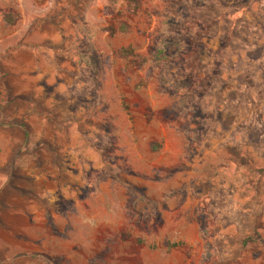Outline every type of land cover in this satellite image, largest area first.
Masks as SVG:
<instances>
[{
  "label": "rangeland",
  "instance_id": "1",
  "mask_svg": "<svg viewBox=\"0 0 264 264\" xmlns=\"http://www.w3.org/2000/svg\"><path fill=\"white\" fill-rule=\"evenodd\" d=\"M0 174V264H264V0H0Z\"/></svg>",
  "mask_w": 264,
  "mask_h": 264
},
{
  "label": "crops",
  "instance_id": "2",
  "mask_svg": "<svg viewBox=\"0 0 264 264\" xmlns=\"http://www.w3.org/2000/svg\"><path fill=\"white\" fill-rule=\"evenodd\" d=\"M0 176H1V174H0ZM3 194H5V192H3L2 195ZM8 206H10V204L8 202H2V203H0V215H3V214H13V213H16V214L19 213L20 215H23V214L26 213L25 209H17V208H9L8 209ZM1 227H3V226H1ZM2 229L4 231H8L9 230L8 228H5V226ZM2 244H3L2 246H6V247L9 246V244H7V243H2Z\"/></svg>",
  "mask_w": 264,
  "mask_h": 264
}]
</instances>
